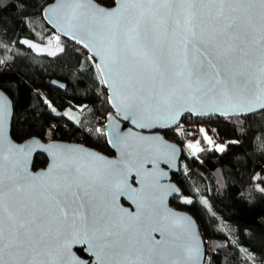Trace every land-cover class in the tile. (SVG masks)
Masks as SVG:
<instances>
[{
	"label": "snow or ice",
	"instance_id": "1",
	"mask_svg": "<svg viewBox=\"0 0 264 264\" xmlns=\"http://www.w3.org/2000/svg\"><path fill=\"white\" fill-rule=\"evenodd\" d=\"M50 16L99 57L110 102L141 128L171 127L185 111L264 108V0H113L111 8L59 0ZM55 40L50 56L64 51ZM4 106L0 100V264H163L168 255L176 257L170 264H198L191 222L161 210L164 196L177 190L145 169L157 165L154 152L171 163L175 148L144 136L133 148L117 132L119 160L52 144L45 149L49 168L34 174L25 146L4 137ZM187 147L200 151L199 141ZM121 198L136 211L123 208ZM169 223L192 243L169 240Z\"/></svg>",
	"mask_w": 264,
	"mask_h": 264
},
{
	"label": "trees",
	"instance_id": "2",
	"mask_svg": "<svg viewBox=\"0 0 264 264\" xmlns=\"http://www.w3.org/2000/svg\"><path fill=\"white\" fill-rule=\"evenodd\" d=\"M52 1L0 0V90L11 101V139L75 140L108 156L102 122L109 108L92 60L61 38L58 46L64 51L48 55L57 45L49 40L53 32L40 15ZM96 1L105 7L112 2ZM25 39L44 52H32ZM51 80L64 89L52 87ZM180 121L203 124L225 150L216 151L197 128L181 132L175 142L182 155L171 177L180 195L171 206L197 223L208 245L207 264H264V109L245 117L200 120L185 115ZM194 139L200 148L195 154L185 146ZM32 160L34 170L46 164L42 154Z\"/></svg>",
	"mask_w": 264,
	"mask_h": 264
},
{
	"label": "water",
	"instance_id": "3",
	"mask_svg": "<svg viewBox=\"0 0 264 264\" xmlns=\"http://www.w3.org/2000/svg\"><path fill=\"white\" fill-rule=\"evenodd\" d=\"M59 3V0H53L51 3L45 5L44 9L41 12V19L43 20L44 24L47 25L49 29L52 30L53 34L58 35L59 38L64 39L66 41L71 42L74 46L84 50L87 55L89 56L90 60H92L95 69L96 65L99 63V57H94L93 52L84 46L83 43H77L75 39L72 38V34H65L60 30L59 27H57V23L54 22L55 18L50 16V9L57 5ZM94 3L96 5H99L104 8H111L113 7V0L111 2L110 7H105L103 5H100L97 3L96 0H94ZM98 72V71H97ZM99 75V73H98ZM100 79V77H99ZM50 85L58 90H63L64 85L62 83H57L54 80H51ZM104 91L106 92V99L105 102L107 103V106L109 108V112L104 118L102 122V135L105 138V143L106 146L109 148V150L112 152V156H105L96 150H92L86 146H83L81 144L77 143H69L66 141H57L53 140L51 142H43L42 140H39L37 138L30 137V139L23 140L19 143L15 142L13 139H11L10 136V124H11V116H12V107H11V101L8 98V96H5V94L0 90V100L4 102V113H3V134L4 137L11 141L13 144L19 145V146H25L26 151L28 152V169L30 172L34 174H39L45 170H47L50 166L51 163V155L48 151L45 149L49 147L52 144L60 145L66 148H78V149H83L86 152H92L99 154L109 160H119L120 159V150L115 147L112 143L114 140V135L118 132L119 135L122 136L123 139L127 141V143L132 146L133 148L139 143L137 141V137L139 136H144L149 139L156 138L157 139V144L162 146V145H171L173 148H175V156L174 158L171 159V163L167 162L168 158L164 155V153L161 152H154L153 153V158L158 161L157 165L155 168H153V165L151 164H145V169L146 170H152L156 173L159 179V184L165 186L171 185L173 188H175L177 191L169 193L164 196L163 200V205L161 206L162 211H167L170 213H174L176 217H186L188 221L191 222L192 225V233L195 236V242L199 244L201 255L198 260V264H204L205 263V250H204V241L201 238L199 228L197 226V223L191 216L185 211H181L178 209H172L169 206V201L173 196H179L180 195V190L179 188L175 185L174 182L171 181L172 174L176 173L179 167V159L181 158V147L177 143L170 142L169 140L165 139L163 133L170 131V129L178 126L181 123V118L185 115L195 118V119H200L202 118H209V117H216L219 119H224V118H235V117H245L247 115L255 114L258 111L263 110L264 108H260L259 106H256L253 108L251 111L245 112V113H232V114H225L221 115L219 112L216 113H205V114H196L191 111H185L183 112L177 122L173 124L171 127H165L162 125H154L152 127H146V128H141L139 127L136 123H133L132 119H126L125 118V108L123 105H121L120 111H117V108L113 106V104L110 102V97L112 95V90L110 88L105 87L102 84ZM43 155L46 164L40 168V169H32V162H33V157L35 155ZM159 173H163L162 176L159 175ZM133 178H130V182ZM135 179H139L136 177ZM134 180V179H133ZM134 186L139 187L138 184H135L134 181ZM122 201L127 204V206H124L122 204ZM120 205L127 209L128 211L135 212L136 208L135 205H133L130 201H128L125 198H121L119 201ZM169 233L170 235L167 236L169 240H174L177 245L179 244H188L192 243V237L187 234L186 230L175 224L169 223ZM153 239H161L160 233H153ZM175 256H164L163 257V264H170V261L175 260Z\"/></svg>",
	"mask_w": 264,
	"mask_h": 264
},
{
	"label": "built area",
	"instance_id": "4",
	"mask_svg": "<svg viewBox=\"0 0 264 264\" xmlns=\"http://www.w3.org/2000/svg\"><path fill=\"white\" fill-rule=\"evenodd\" d=\"M56 37H58V35L53 34L50 37V39H49L51 41V43H52L53 46L56 45V40H55ZM195 128H197V130L200 131V129L202 128V126L201 125L200 126H197V125H194V124H192V126H188V125H184V124L181 123L178 126L172 128V132L173 133L171 134V138L176 141V139L180 136L181 132L187 133L190 130L192 131ZM207 132H208L209 135H213V133H212L211 130H207ZM75 139L77 140L78 139V136H76ZM73 141L74 142H77L75 140H73ZM204 250H205V259H204L205 260V263L204 264H207L206 258H207V252H208V245L205 244V243H204Z\"/></svg>",
	"mask_w": 264,
	"mask_h": 264
},
{
	"label": "rangeland",
	"instance_id": "5",
	"mask_svg": "<svg viewBox=\"0 0 264 264\" xmlns=\"http://www.w3.org/2000/svg\"><path fill=\"white\" fill-rule=\"evenodd\" d=\"M25 40L28 41V45H30V44H31V45H35V48H32V47H31V49H32V52L37 53V52H38V49H40L39 46H38V44H37V43H34V42H32V41H29L28 39H25ZM40 52H44V51H40ZM200 125H202V128L205 130V132H206L207 136L209 137V139L212 140V144L215 145V147H216V146H221L220 143H218L217 141L213 140V139L209 136V134H208V132H207V130H206L207 128H204L205 126H204L203 124H200ZM189 126H192V125H189ZM197 126H199V125H197ZM170 131L172 132V129H171ZM192 131H193V130H192ZM202 137H203V135H202ZM169 141H170V142L172 141V142L176 143L175 140H173V139L171 138V136H170V138H169ZM197 141H198L197 139H194V140H192V141H191V140H186V141H185V146L187 147V145L190 144V143H191V144H196ZM187 148H188V147H187ZM188 149H189V148H188ZM189 151L192 152L191 149H189ZM192 153H193V152H192Z\"/></svg>",
	"mask_w": 264,
	"mask_h": 264
},
{
	"label": "flooded vegetation",
	"instance_id": "6",
	"mask_svg": "<svg viewBox=\"0 0 264 264\" xmlns=\"http://www.w3.org/2000/svg\"><path fill=\"white\" fill-rule=\"evenodd\" d=\"M170 130H171V129H170ZM170 132H171V131H167V132H164V133H163L165 139L169 140L168 136H166V133H170ZM109 151H110V150H109ZM108 156H112V152H111V151L109 152ZM131 182L134 183V180L132 179ZM177 200H178V196H177V197H176V196H173V197L170 199V201H169V206H170V208L174 209L171 205H172V203H173L174 201H177ZM122 204H123L124 206H127V204H125L123 201H122ZM175 209H176V208H175ZM74 251H75V249H74Z\"/></svg>",
	"mask_w": 264,
	"mask_h": 264
}]
</instances>
